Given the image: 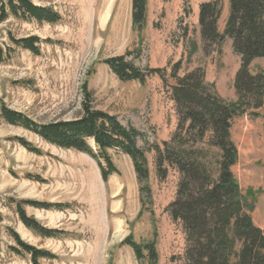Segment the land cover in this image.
<instances>
[{
  "label": "rangeland",
  "instance_id": "1",
  "mask_svg": "<svg viewBox=\"0 0 264 264\" xmlns=\"http://www.w3.org/2000/svg\"><path fill=\"white\" fill-rule=\"evenodd\" d=\"M32 1L52 7L62 19L52 24L10 17L0 23V50L5 54L0 63V104L44 124L82 116L85 95L90 92L94 108L118 115L124 125L143 133L139 145L148 157L151 202L145 199L143 205L145 195L129 155L109 151L119 173L106 182L97 160L89 154L51 145L0 117V264H32L29 256L10 250L16 244L12 230L25 242L53 255L41 258V264H140L133 249L122 241L130 234L138 242L152 239L155 229L157 264H187L183 225L167 210L177 197L180 173L169 167L166 178H161L156 165V146L163 148L179 126L170 88L175 81L170 74L177 62H181V76L193 70L189 67L196 62L205 74L207 66L213 77L214 60L224 61L219 81L224 94L235 101L234 80L241 56L235 53L231 38L226 36L222 42L209 45L206 53L199 35L203 51L195 56V51L189 50L200 42L199 15L194 11L200 0H148V21L142 33L133 25L132 0ZM222 19L218 23L221 33L227 21ZM11 35L39 36L43 40L41 54L16 47ZM119 55H126L141 69L166 68V83L158 74L145 84L121 80L104 62ZM253 61L257 72L262 70L264 58ZM259 110L264 111V107L254 109L258 115L249 113L248 118L235 123L239 137H234L239 161L243 158L234 173L244 192L256 191V200L264 193V133L256 131L263 128V120H257ZM17 137H24L42 153L29 151ZM196 148L203 150V159L216 176L219 151L206 143ZM246 170H250L248 182L253 186L244 183ZM21 200L61 204L52 209L25 205L29 216L58 231L55 236H43L24 225L16 206ZM262 207L264 214V198Z\"/></svg>",
  "mask_w": 264,
  "mask_h": 264
},
{
  "label": "trees",
  "instance_id": "2",
  "mask_svg": "<svg viewBox=\"0 0 264 264\" xmlns=\"http://www.w3.org/2000/svg\"><path fill=\"white\" fill-rule=\"evenodd\" d=\"M224 1H203L199 24L206 53L209 45L222 42L228 36L235 53L241 56L234 81L237 99L224 98L214 83H208L203 67H196L181 76L178 74L181 62L175 63L170 74L175 83L170 88L177 105L179 126L172 140L163 143V148L156 146L157 172L161 178H166L169 167L180 173L177 197L167 210L183 225L187 264H264V230L253 218L257 193L254 190L244 192L234 173L240 156L232 137L234 120L249 113L256 116L258 113L254 109L264 105V70L257 73L250 70L254 59L264 58V0H227L229 15L221 33L218 23ZM10 17L52 24L62 19L52 7L37 5L32 0H0V23ZM132 20L134 27L142 33L148 21V0H132ZM10 39L16 47L41 54L43 40L37 35H11ZM4 55L0 50V63ZM104 62L123 81L145 84L156 74L165 83L167 80L166 68L141 69L126 55L112 56ZM85 96L83 115L72 120L37 123L4 103L0 104V117L35 133L51 145L89 154L97 160L106 182L111 175L119 173L109 151L129 155L145 195L143 205L145 199L151 202V187L147 182L148 157L139 145L143 133L132 125H124L118 115L94 108L90 92L87 91ZM16 139L29 151L42 153L24 137ZM199 143L219 151L216 176L203 159V150L196 148ZM25 205L52 209L61 204L39 200H21L16 204L20 220L26 227L43 236H55L58 231L44 227L29 216ZM11 235L16 244L10 246V250L19 256H29L32 264H41V258L53 257L49 251L25 242L16 231L12 230ZM157 236L155 229L152 239L138 242L130 234L122 244L133 249L140 264H157Z\"/></svg>",
  "mask_w": 264,
  "mask_h": 264
},
{
  "label": "crops",
  "instance_id": "3",
  "mask_svg": "<svg viewBox=\"0 0 264 264\" xmlns=\"http://www.w3.org/2000/svg\"><path fill=\"white\" fill-rule=\"evenodd\" d=\"M203 1H206V0H200L199 1V4H197L196 6H195V8H194V11H195V13L197 14V15H199V10H200V4L203 2ZM225 2V5H224V7H223V9H222V15H221V17L223 16V19L222 20H227L226 18H227V13H229V10H228V8H229V4H228V1L227 0H225L224 1ZM199 35H201L200 33H199V30H198V37H199V39H200V42L198 41V46L196 47L195 45H194V48L192 47V48H190L189 50H194L195 51V56L196 55H200V53L203 51V44H202V42H201V38H200V36ZM201 43V44H200ZM203 55H205V54H203ZM181 58H182V56H181ZM263 59V58H262ZM256 61V60H255ZM255 61H252V63H251V71H252V73H256L257 72V67L255 66ZM214 62H215V69L214 68H212L211 69V71L210 72H214V75H213V77H211V76H209V69H208V67L206 66V80L208 81V82H210V83H215V85H216V88L218 89V91L220 92V94L224 97V98H226V99H228V100H233V98H228L225 94H224V92H223V89H222V86H221V81H219V80H221V78H222V76L220 75L221 73H222V71H223V67H224V61H219L218 59H215L214 60ZM219 63V64H218ZM217 65V66H216ZM197 66H199V64L198 63H196V62H193V63H191V66L189 67V69H194L195 67H197ZM262 70H264V66L262 65L261 67H260ZM188 69V70H189ZM235 81V80H234ZM235 88V87H234ZM235 92H236V90H235ZM237 99V94H236V97H235V100ZM263 107H264V105H263ZM260 112H261V110H259ZM263 114V115H262ZM245 118H248V115L246 114V115H244V116H241V117H237L235 120H234V123H233V126H232V137H233V139H234V137L235 138H238L239 136L237 135V131H236V128H235V123L237 122V121H240V120H243V119H245ZM252 119H256L255 117L254 118H252ZM258 119H262L263 120V122H262V127L263 128H261V129H259V130H256V131H261V132H263L264 133V111H262L261 112V114H260V116L257 118V120ZM257 143H258V146H261L260 145V142H259V133H258V139H257ZM251 146V144H249V146H247V148L248 147H250ZM241 148H242V145H241ZM259 151H260V149H259ZM259 151L258 150H256V155H257V161L259 162ZM242 161H243V158L241 157V159H240V161H239V163L234 167V169H235V173H236V170H238L242 165ZM244 175H246V177H245V184H246V187H249V186H253L254 184H252L251 182H248V179L250 180L251 179V177H250V170H246L245 171V173H244ZM238 177V176H237ZM239 179V182H240V185H241V187H242V189H243V185H242V181L240 180V178H238ZM264 198V193L262 194V195H260L259 197H258V199H257V204H256V207H255V210L253 211V218H254V220H255V222H256V224L258 225V226H260L263 230H264V214H263V207H262V199Z\"/></svg>",
  "mask_w": 264,
  "mask_h": 264
}]
</instances>
